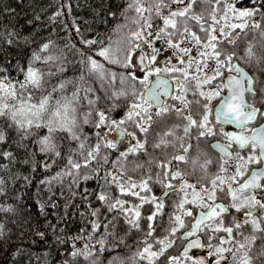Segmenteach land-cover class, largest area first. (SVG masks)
<instances>
[{
	"label": "snow or ice",
	"instance_id": "snow-or-ice-1",
	"mask_svg": "<svg viewBox=\"0 0 264 264\" xmlns=\"http://www.w3.org/2000/svg\"><path fill=\"white\" fill-rule=\"evenodd\" d=\"M65 10L68 0L48 23ZM120 11L107 43L73 17L61 23L75 40L58 43L53 27L24 63H0V195L28 181L18 163L34 170L42 154L45 169L61 163L45 182L71 177L70 194L86 205L83 227L63 238L56 224L18 227L40 239L51 228L56 264H264V243L252 254L264 242V0H127ZM34 31L4 24L0 40L31 48ZM123 246L129 255L116 252ZM13 255L31 264L34 253L21 245Z\"/></svg>",
	"mask_w": 264,
	"mask_h": 264
},
{
	"label": "trees",
	"instance_id": "trees-1",
	"mask_svg": "<svg viewBox=\"0 0 264 264\" xmlns=\"http://www.w3.org/2000/svg\"><path fill=\"white\" fill-rule=\"evenodd\" d=\"M64 2L65 0H0V29H3L4 24H9L16 27L21 34H27L35 30L32 37L34 43L31 48L25 46L23 42L10 47L5 46L3 41L0 40V63H5L9 58H11L13 64L17 62L24 63L25 59L30 55L31 50L38 47L43 38L49 36L53 27L59 29L52 34L58 43H66L67 36H71L75 40V34L66 33L61 23V21L70 23L73 17L77 18L78 23L88 20L90 22L89 26L92 29L89 34H101L98 36V39L104 40L105 43L108 42L107 36L112 35L115 37L120 34L119 31L114 33L112 29L124 23V17L120 10L127 0H68L71 4V13L65 10L64 15L54 25L49 24L48 17L50 13L64 4ZM240 2L244 4L247 3V0H240ZM5 6L11 8L13 11L11 13H4L2 9ZM109 13H115V15H109ZM37 15L40 17L39 20L34 19ZM29 20H32L33 23L28 24ZM257 51H259L258 48ZM117 70L119 71V69ZM116 114L118 115L119 113ZM85 130L91 131L89 128ZM113 156H115V153H113ZM33 159L37 162L34 170L30 163L24 165L18 163L13 168V172L19 169L22 174L27 175L28 181L26 182L22 177H18L14 185L9 184L7 200H5L3 195H0V203L7 202L15 205L14 211L0 210V221H3L5 224L4 235L0 236V264H25L28 259L26 255H13L15 249L21 245L25 249L30 248L32 253H34L31 257V264H56L63 255V252L58 251L60 245L56 242L51 228H48L46 237L40 239L35 237L27 226H24L23 229L18 227L20 219H27L35 225H40V230H44L50 224H56V234L61 235L62 238L64 235L77 233L78 229L83 227L80 209L86 208V205L80 202L79 194L75 197L70 194L68 184L71 177H64L62 182L56 180L45 182L44 180L45 177H52L58 167L61 166V163L57 162L51 168L45 169L40 163V161L44 160L42 154H36ZM2 174L0 173V175ZM95 183L96 181L92 180L86 186L91 190L95 186ZM83 186H85L84 182H81V187ZM72 190H76L75 185L72 186ZM154 191L157 195L160 194L158 186ZM61 192H63L62 196L60 195ZM17 196H19L18 199ZM124 198L127 199L128 197ZM174 198L170 195L166 201L163 217L161 218L158 215L155 219L157 235L164 234L161 229L168 223L171 200ZM53 202H55V207H53ZM40 203L45 204L43 211L40 208ZM66 203L68 205L67 208H65ZM153 207L154 205L150 202L145 203L141 209L142 215L146 217ZM60 217H63V219L61 220ZM161 219L163 223H161ZM143 223L144 221L142 220ZM61 224L64 225L65 229L63 233L59 231ZM22 231L23 235L21 234ZM96 235L99 238V232ZM135 238L134 234L130 236L132 240ZM33 240H36L35 244H33ZM261 243L264 242L259 239L255 242L253 255L259 251ZM177 251L175 249L169 254H175ZM116 252L120 256L129 255L127 246L117 248ZM112 255V250H106L102 254L105 260ZM79 264H86V261L80 258Z\"/></svg>",
	"mask_w": 264,
	"mask_h": 264
},
{
	"label": "flooded vegetation",
	"instance_id": "flooded-vegetation-1",
	"mask_svg": "<svg viewBox=\"0 0 264 264\" xmlns=\"http://www.w3.org/2000/svg\"><path fill=\"white\" fill-rule=\"evenodd\" d=\"M174 250H175V248L172 249V251H174ZM191 252H192V254H195V255H201V254H203V252L201 250H198V249H195V248L192 249Z\"/></svg>",
	"mask_w": 264,
	"mask_h": 264
}]
</instances>
